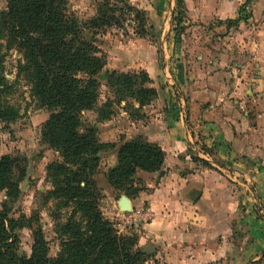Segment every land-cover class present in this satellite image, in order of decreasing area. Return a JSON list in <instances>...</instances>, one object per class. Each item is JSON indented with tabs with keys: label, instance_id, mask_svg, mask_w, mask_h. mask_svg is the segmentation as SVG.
<instances>
[{
	"label": "rangeland",
	"instance_id": "1",
	"mask_svg": "<svg viewBox=\"0 0 264 264\" xmlns=\"http://www.w3.org/2000/svg\"><path fill=\"white\" fill-rule=\"evenodd\" d=\"M208 1L213 0H165L163 9L157 12L159 0H67L68 9L82 22H88L95 16L104 2L110 3L109 7L114 10L110 14L119 23L96 30L95 34L85 33L90 39L88 41L105 55L100 76L102 74L106 78L112 72L133 73L139 82L142 72H145L148 78L144 86L153 88L155 92L147 102L139 105L126 92L124 98L110 91L106 80L99 78L97 109H101L103 103L111 105L108 109L110 117L99 121L97 109L84 110L81 112L83 128L80 129L84 132L92 128L101 143L115 145L102 149L98 154L99 166L94 174L99 190L98 208L118 234L137 238L139 249L150 256L148 264L165 262L161 255L156 257V253H150L139 245L150 210L145 204L132 201L141 192H149L157 185L172 142L167 138L150 140L140 132L147 124L157 123L158 129V122L172 132L173 122L179 121L180 117L184 122L187 120L190 134L194 133L193 130L198 134L194 133L196 138L190 141L184 153H176V159L188 158L192 169L196 168L199 173L215 169L226 175L231 191L242 197L232 215L231 244L245 249L243 261L250 262L252 258L261 256L251 264H264V195L261 196L251 183L243 182V177L232 172L236 169L233 163H236L245 171L256 168L264 173V144L261 151L239 155L233 158L237 161L226 164L221 157L222 143L216 149L207 145L205 136L199 134L202 132L209 137V131L213 130L210 137L218 139L222 135V125H225L222 117L227 116L222 106L229 100L237 104L240 112L252 114L256 107L264 110V89L257 88L252 81L259 77L264 80V76H260L264 71V0H215L218 7L224 5V1L231 4L223 17L209 13L206 16ZM127 5L143 13L145 25L141 33L134 21V13L126 11ZM5 9L6 0H0V12ZM6 42V39H0V75L7 86L5 102L18 111V116L11 122L0 121V156H9L14 161L17 177L23 174L19 178L18 195L8 198L2 192L0 207L6 203L9 215L25 224L16 228L20 254L30 255L34 232L40 231L48 246V255L54 257L60 250V240L55 233L56 222H64L70 208H61L59 216L54 218L51 210L55 199L45 200L46 192L52 188L46 178L45 167L59 159L55 150L41 142V128L50 112L31 96L28 74L19 72V65L24 62L21 50L16 45L8 48ZM251 102H256L257 106L249 104ZM130 139L155 143L165 155L160 171H136L130 194L126 195L125 190H114L108 185L105 172L116 165L119 145ZM112 160L115 165H111ZM142 173L154 174L152 187L145 185ZM133 188L138 189L137 192ZM121 196L129 200V211L122 209ZM205 264L226 262L219 260Z\"/></svg>",
	"mask_w": 264,
	"mask_h": 264
},
{
	"label": "trees",
	"instance_id": "2",
	"mask_svg": "<svg viewBox=\"0 0 264 264\" xmlns=\"http://www.w3.org/2000/svg\"><path fill=\"white\" fill-rule=\"evenodd\" d=\"M248 1V0H247ZM104 2L97 14L82 22L68 9L67 0H6L0 12V39L7 47L16 45L24 62L19 72H26L31 82L30 94L50 114L41 128V142L58 153L57 161L49 162L45 174L52 188L45 200L55 199L51 210L54 218L61 208H70L64 222L57 223L55 233L60 250L48 255V246L40 231L34 232L29 256L18 252L16 228L25 224L9 215L6 203L0 207V264H148V256L137 246L135 236L117 233L98 208V187L94 174L99 166V153L114 144H103L89 128L81 132V112L96 110L99 78L105 65V55L88 41L86 32L110 27L118 22ZM134 21L143 31V13L131 6ZM147 75L112 72L107 87L124 96L135 98L139 105L154 95V89L144 86ZM7 86L0 75V121L11 122L18 111L5 102ZM97 109L99 121L108 120L111 105L103 103ZM123 140V139H121ZM164 152L155 144L141 139L123 141L116 151V165L105 172L108 185L130 194L137 170L160 171ZM14 161L0 156V194L15 198L19 178L14 173ZM134 189V188H133ZM138 189H134L137 192ZM157 264V263H153Z\"/></svg>",
	"mask_w": 264,
	"mask_h": 264
},
{
	"label": "crops",
	"instance_id": "3",
	"mask_svg": "<svg viewBox=\"0 0 264 264\" xmlns=\"http://www.w3.org/2000/svg\"><path fill=\"white\" fill-rule=\"evenodd\" d=\"M226 2L218 7L215 0L208 1L205 7L206 16L209 13L223 17L227 7L231 6L230 2ZM164 3L165 0H159L157 12H161ZM263 72H260L261 77L264 76ZM252 81L257 88L264 89V80L260 77ZM249 104L257 106L256 102ZM222 107L227 115L222 117L225 124L222 125V135L216 136L219 138L215 139L210 137L213 130L209 131V137L199 132L205 136L206 144L217 149L222 143L221 157L226 164L237 161L233 158L239 155L261 151L264 144V110L256 107L252 114L248 111L240 112L237 104L231 100ZM186 122L187 120L184 122L180 117L179 121L173 122L172 132L171 129L168 131L166 125L161 126L160 122L158 129L157 123L142 126L140 134L144 138L154 141L167 138L172 144L165 155L163 174L155 187L152 183L154 174H140L145 185L148 188L153 186V189L141 192L138 198L132 201L135 204H145L146 209L150 210V217L143 227L139 245L150 253H156V257L161 255L165 262L162 264H205L219 260L226 264H251L261 256L255 255L250 262H245V249L231 244L232 215L242 197L231 191L230 180L215 169H206L199 173L196 168L192 169L188 158L177 160L175 157L184 153L190 141L196 138L194 133L197 132L193 130L194 133L190 134ZM110 156L113 158L114 155ZM169 162L176 165L173 166ZM114 163L112 160L111 165ZM233 164L236 169H232V172L243 177V182L251 183L261 196L264 195V173L256 168L245 171L236 163ZM245 172L249 176H246Z\"/></svg>",
	"mask_w": 264,
	"mask_h": 264
},
{
	"label": "water",
	"instance_id": "4",
	"mask_svg": "<svg viewBox=\"0 0 264 264\" xmlns=\"http://www.w3.org/2000/svg\"><path fill=\"white\" fill-rule=\"evenodd\" d=\"M88 37H90V36H88ZM120 205H121L122 209L125 211H129L131 209L130 202L125 196H121Z\"/></svg>",
	"mask_w": 264,
	"mask_h": 264
}]
</instances>
